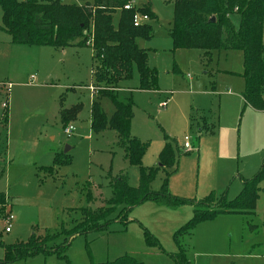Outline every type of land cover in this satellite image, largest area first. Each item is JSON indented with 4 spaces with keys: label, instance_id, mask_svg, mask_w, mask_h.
<instances>
[{
    "label": "rangeland",
    "instance_id": "374dc122",
    "mask_svg": "<svg viewBox=\"0 0 264 264\" xmlns=\"http://www.w3.org/2000/svg\"><path fill=\"white\" fill-rule=\"evenodd\" d=\"M166 1H132L137 7L150 3L157 16L145 22L151 25L153 37L137 42L147 50L148 66L157 73L159 91H142L137 69L130 80L122 82L132 92L136 106L131 134L149 144L144 167L159 166L165 136L177 142L179 163L168 177L165 171H158L151 183L153 191L162 192L168 178L167 189L173 197L199 201L214 195L218 201L230 202L241 194L243 182L256 176L262 167L264 113L250 116L249 110L242 111V106L234 107L227 100L226 95L237 99L243 90L241 51L206 54L203 50L174 48L168 32L175 5ZM119 19L117 12L113 17L115 26ZM233 22L237 27L238 16L233 17ZM22 46L41 47L13 44L10 35L0 28V194H5L0 204V259L7 247L24 244L33 236L44 237L47 232L52 235L62 232V228L71 230L80 221V213L72 209L86 206L88 196L93 209L105 206L112 197L109 171L114 175L123 171L128 174L130 186L139 184V168L124 159L115 132L92 133L90 48L79 55L66 49L61 63L50 60L49 72L57 78L55 86L49 87L45 84L48 68L43 62L41 66L25 63L20 69L17 62L20 79L7 77L13 75L15 58H30L13 53L15 49H26ZM65 92V107L80 106L68 125L74 127L71 135L64 134L65 127L57 113L60 94ZM162 103L166 106L162 107ZM103 108L108 116L114 112L109 100L103 102ZM186 136L191 139L189 151L183 148ZM58 147L70 150L65 153L70 157L69 166L58 168L52 178L33 167L35 162L46 164L50 150ZM193 211L191 205L170 208L145 202L130 213L132 221L127 225L112 222L104 231L75 236L66 259L39 255L10 264H92L124 255L144 264H175L169 256L179 250L174 234L192 219ZM9 215L15 219L11 233H5L4 219ZM145 232L159 241L162 251L147 246ZM64 239L62 233L53 244L59 245ZM182 245L189 264H264V181L252 208L219 213L199 222Z\"/></svg>",
    "mask_w": 264,
    "mask_h": 264
},
{
    "label": "trees",
    "instance_id": "16d2710c",
    "mask_svg": "<svg viewBox=\"0 0 264 264\" xmlns=\"http://www.w3.org/2000/svg\"><path fill=\"white\" fill-rule=\"evenodd\" d=\"M133 0H77L66 3L60 0H0L2 10L1 29L10 35L16 45L51 47L64 50L70 46L90 47L93 53V78L96 94L91 104V130L101 134L113 130L118 137V145L123 149L125 159L139 168V184L132 187L128 183V174L109 172V185L112 197L106 205L93 209L88 205L76 212L80 221L75 222L71 230L62 228V232H47L44 237L33 236L24 244L7 247L0 264L26 261L39 255L58 256L66 259L71 240L77 235L104 231L112 222L127 225L131 220V211L145 202H157L170 208L191 205L194 208L192 219L174 234L178 252L169 256L175 264H189L182 248L183 240L193 233L196 225L211 219L219 213H233L250 209L258 199L260 185L264 181V161L261 169L251 179L243 182L239 197L233 201H218L209 195L199 201L173 197L167 189L168 178L164 181L162 192L151 189L159 170L173 172L179 158L175 154L177 142L164 137V146L159 156V166L144 167L143 158L149 144L132 137L131 124L135 104L132 92L125 91L122 82L133 77L137 69L140 89L156 91L157 73L148 66L147 50L139 47L138 40H150L153 37L151 25L143 23L135 27L133 19L136 12L147 15L150 20L157 19L150 3L142 7L134 5L132 10L125 6ZM175 5V17L169 38L175 49L203 50L205 53L239 50L243 54V73L245 89L242 97L247 106L264 112V0H168ZM119 12L120 19L115 26L113 17ZM238 16L236 27L233 17ZM215 18V22L211 19ZM91 40V41H90ZM178 72V71H177ZM109 100L114 107L111 116L105 112L103 102ZM65 96H61V120L68 125L80 111V106L64 107ZM4 120H7L5 112ZM71 163L68 154L59 155L51 170ZM5 195L0 194V204ZM201 204L208 206L202 209ZM209 208H212L210 210ZM64 233L61 244L55 240ZM148 247L162 251L159 241L149 232H145ZM50 244V245H48ZM92 264H144L130 255H124L113 261Z\"/></svg>",
    "mask_w": 264,
    "mask_h": 264
},
{
    "label": "crops",
    "instance_id": "0c3cea01",
    "mask_svg": "<svg viewBox=\"0 0 264 264\" xmlns=\"http://www.w3.org/2000/svg\"><path fill=\"white\" fill-rule=\"evenodd\" d=\"M263 33H264V25H263ZM264 42V41H263ZM22 48H26L25 46H22ZM30 49H15L14 51H13V53L14 54H19V55H26V56H30V58H28L27 57V60H22V61H19L17 58H15L13 61H14V65H13V75H7V77H9V78H11V79H13V80H19L20 79V77H19V73H16L17 71L16 70H18V65L16 64L17 62H19V69L20 68H22V66H23V64H25V63H28L29 65L30 64H34V63H37L38 65H40L41 66V63L43 62V66H46L47 68H48V66H49V62H50V60H54V61H56L57 63H61V62H64V55L66 54V49H73L78 55L79 54H81V52H82V50H87L86 48L87 47H79V46H70V47H68V48H66V49H64V50H60V52H63V53H55L53 50H57V49H54V48H51V47H36V48H31V47H29ZM90 48V47H89ZM90 50H91V48H90ZM59 51V50H58ZM31 55H33V56H31ZM93 53H92V50H91V59H92V62H93ZM42 58H43V60H42ZM93 69V68H92ZM9 71H11L10 69H9ZM39 69H37V73L39 74ZM47 72V71H46ZM45 73H43V75H44ZM91 75H92V78H91V80H93L92 81V83H91V85H89L88 86V90L90 91V93H91V104H92V101H93V98H94V96H95V94H96V89H95V86H94V78H93V73H92V71H91ZM242 75V74H241ZM56 78H57V76H56V74L54 73V72H49V68H48V73H46L45 74V84L46 85H49V87H53V86H55V84H54V81L56 80ZM244 80V79H243ZM7 83V82H6ZM8 83H10L11 84V82H8ZM13 84V83H12ZM122 87H123V89L125 90V91H130L129 90V88H127V87H125V86H123L122 85ZM72 91H74L75 90V88L74 87H72V88H70ZM244 89H245V81H244V85H243V90L241 91V93H240V95H238L237 96V99H234L233 97H232V99H229V98H231L229 95H226V96H228L227 97V100H228V102H232L233 104H234V107H241L242 106V111H246V110H249L248 112H251V113H249L250 114V116H255L254 114H258V113H264V112H258V111H256V110H254V109H252V108H250L249 106H247L246 105V103H245V101H244V99H243V97H242V93H243V91H244ZM159 91V89L158 90H156V91H145V92H150V93H157ZM228 94V93H227ZM66 95H67V93L65 92V93H62V94H60V97H59V100H58V104H57V106H58V108H57V113H58V116L60 117V119H61V115H60V112H61V104H60V98H61V96H65V98H66ZM162 104H164V103H162ZM161 104V105H162ZM64 107H65V101H64ZM74 106V105H73ZM136 107V106H135ZM65 108H67V107H65ZM11 109H9V108H7V111H10ZM135 118V109H134V117H133V119ZM133 121V120H132ZM61 122H62V120H61ZM63 123V122H62ZM64 124V123H63ZM69 125V124H68ZM67 125V126H68ZM131 126H132V124H131ZM64 127H66V126H64ZM90 127H91V118H90ZM93 133V132H92ZM103 133H105V132H103ZM102 133V134H103ZM115 135H116V138H117V143H118V137H117V134L115 133ZM52 139H55V138H52ZM183 148H184V143H183ZM68 149H70V148H68ZM185 149V148H184ZM191 149V148H190ZM190 149H185L186 151H189ZM199 149V148H198ZM64 151L65 150H59V147L57 148V149H51L50 150V152H49V156H48V162H46V164H37V162H35L34 163V165H33V167H35L37 170H39V171H41V172H47V173H49V175L51 176V178L53 177V176H55V173H57V169H55L54 171L53 170H51L50 168L54 165V160H55V158L56 157H58L59 155H64L65 153H64ZM66 151H67V148H66ZM68 151H70V150H68ZM67 151V152H68ZM124 159H125V156H124ZM126 160V159H125ZM127 161V160H126ZM128 162V161H127ZM48 163V164H47ZM179 163V162H178ZM148 167H151V166H148ZM110 172V171H109ZM112 172V171H111ZM121 172H123V171H121ZM113 173V172H112ZM114 175V174H113ZM5 195V194H4ZM9 203H10V201H9ZM88 205V204H87ZM86 205V206H87ZM104 205H106V203L104 204ZM86 206H84V207H86ZM141 206V205H140ZM140 206H137V207H135L132 211H134V210H136L138 207H140ZM103 207V206H102ZM83 208V207H82ZM78 209H81V208H78ZM78 209H72V212H74V213H77L76 211L78 210ZM131 211V212H132ZM15 219V218H14ZM131 221H132V218L130 219ZM12 231V230H11ZM11 233V232H10ZM2 259H0V261H1Z\"/></svg>",
    "mask_w": 264,
    "mask_h": 264
},
{
    "label": "built area",
    "instance_id": "2783aa9c",
    "mask_svg": "<svg viewBox=\"0 0 264 264\" xmlns=\"http://www.w3.org/2000/svg\"><path fill=\"white\" fill-rule=\"evenodd\" d=\"M125 10H132L134 8L133 3H130L128 5H126ZM149 20L147 15H144L142 13L136 12L134 19H133V24L135 27H138L140 25H142L143 23L147 22ZM91 41V40H90ZM162 107L166 106V103L161 105ZM74 132V127L72 125L70 126H66L64 128V134L65 135H71ZM184 148L185 149H190L191 148V139L186 136L184 138ZM14 221V216L13 215H9L8 217H6L4 219V223H5V233H10L12 230V222Z\"/></svg>",
    "mask_w": 264,
    "mask_h": 264
},
{
    "label": "water",
    "instance_id": "95a60500",
    "mask_svg": "<svg viewBox=\"0 0 264 264\" xmlns=\"http://www.w3.org/2000/svg\"><path fill=\"white\" fill-rule=\"evenodd\" d=\"M60 1H61V2H64L65 0H60ZM211 21H212V22H215V18H212ZM64 153H67L66 149H65Z\"/></svg>",
    "mask_w": 264,
    "mask_h": 264
}]
</instances>
